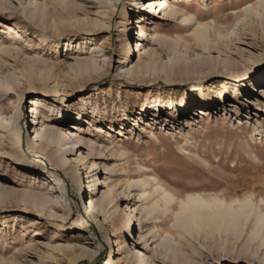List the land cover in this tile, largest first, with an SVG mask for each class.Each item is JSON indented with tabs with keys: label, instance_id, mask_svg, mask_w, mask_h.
Returning <instances> with one entry per match:
<instances>
[{
	"label": "rangeland",
	"instance_id": "374dc122",
	"mask_svg": "<svg viewBox=\"0 0 264 264\" xmlns=\"http://www.w3.org/2000/svg\"><path fill=\"white\" fill-rule=\"evenodd\" d=\"M135 1L113 8L106 0H9V10H0V118L11 122H0V264H107L111 251L112 264L142 256L147 264H264V246L250 239L252 220L240 239L223 241L211 227L174 224L178 201L129 187L150 173L180 198L252 196L264 209V17L244 18V8L260 0H179L202 24L227 27V36L202 46L191 26L155 15L146 20V52L126 58L136 48L138 17L152 16L148 0ZM142 59L149 68L136 70ZM200 82L209 84L195 91ZM205 93L214 103L200 115L196 102ZM36 100L62 107L70 118L63 129L74 125L85 140L65 154L67 163L57 146L31 144L34 126L62 118L40 107L37 124ZM19 120L14 149L10 130ZM93 175L99 183L90 191ZM38 193L52 199L44 208L27 196ZM91 196L111 206L88 210Z\"/></svg>",
	"mask_w": 264,
	"mask_h": 264
},
{
	"label": "bare ground",
	"instance_id": "6f19581e",
	"mask_svg": "<svg viewBox=\"0 0 264 264\" xmlns=\"http://www.w3.org/2000/svg\"><path fill=\"white\" fill-rule=\"evenodd\" d=\"M12 1L10 0V3ZM119 1L120 0H106V2L113 8H116V3H118ZM136 2H138V0H136L135 3ZM8 3L9 0H6L5 2H0V10L5 9L8 11L9 9L6 7V5H4ZM145 4H146L145 10H147L148 15L151 14L152 16H150V18L149 16L146 18L143 15L138 17V19L140 20L139 22L141 23L139 26V32L137 33L136 48L134 50V48L132 47L133 45L130 46L128 45L129 47L126 53L127 56L126 58H129L130 57L129 55H131V53L136 52L139 53L140 55H143L146 52V47H147V44H145L146 41L145 37L147 34V31L145 30V25L147 23L146 20L148 19V21L150 20L151 22H153V19H155V15L162 16L161 18L164 21H170L171 19L173 20V18H177L178 20H180L182 24L186 26L187 25L191 26L192 27L191 38L194 39L197 42V44L202 46H208L211 38L222 37L223 39L224 37L227 36L226 34V32L228 31L227 27L224 26L217 27V23L202 24V22L199 21V18L196 13L190 11L187 7L184 10L181 9L179 0H148ZM151 7L152 9L149 10V8ZM244 14H245L244 18H246V16H249L251 17V20H253V18L261 19V17H264V0H260L257 6L252 5L244 8ZM239 16H241V14H238V17ZM28 17L32 19V17L29 14ZM94 57L95 56H93L92 59H94ZM149 65L150 62L148 60L142 59V61L135 67V69L139 71H143L148 69ZM135 69L129 67L127 68V72L129 74L133 73L132 71ZM242 75H244V79L250 78L249 71L246 70V68L244 69ZM0 82H2V80H0ZM208 84L205 82H200L198 84H194L192 87L196 91L200 87L205 89L204 86ZM3 85L2 83H0V87H2ZM5 86H7V84ZM251 91H253V89ZM7 93H9V90H7ZM22 103L23 102L21 101V107H22ZM211 103H214V101L210 97V95H208V93L202 94V97H200L199 101L196 102V104L203 105L204 107L199 109L198 113H200V115L209 114L208 113L209 109H211L212 107ZM40 107L49 108L51 111H53L54 114L57 112L58 113L57 118L61 114L62 118L54 119V120L52 119L50 120V123L49 122L47 123V121L44 122L42 121V125L40 129H37L34 126L35 137L33 141H31V144L40 149L50 148L52 151L53 148L57 146L58 150H56L55 152H60V155L62 157L61 161L67 163L68 161L66 160L65 154L75 153L76 151H78L80 147H83L85 140H83L81 137L80 139H77L78 133H75V130H79V128L75 127L74 125L72 129H68V130L63 129L65 126L68 125L70 118L68 117V115H66V111L63 110L62 107H59V105L51 106L50 104L43 103V100L34 101L32 106V113L37 114L34 116L35 118L34 120L37 124L40 117H42V109H40ZM82 107L85 108L84 112L87 113L89 109H86L85 104ZM157 107L158 105L155 106V108ZM125 111L126 109H120V112L122 113L121 115L126 116L124 120L128 119L129 117V115L125 114ZM158 111H160V109ZM92 113H95L96 116L101 115L103 113V110L98 108L97 106H93ZM54 114H52L51 116H54ZM51 116H47V119L53 118ZM0 119H1L0 120L1 123L7 122L3 117H1ZM34 120L32 122H34ZM257 122L258 125L263 124L260 119H258ZM7 125L11 126V122H7ZM258 125L255 124L256 128ZM10 131L14 134V136L10 138V140L13 142L14 149H17L19 148V139L22 137V133H23L22 128L20 126V120L14 126H12ZM44 145L46 147H44ZM53 156H56L54 152H53ZM77 158L82 161L84 159V157L81 156V153ZM58 165H61V163L59 162ZM95 166H96V162L94 161L91 163L89 168H94ZM143 173L144 172H142V174ZM136 178L131 179L129 187H136L135 189L139 188L142 196H146L147 198L148 196H150L151 193L155 195L158 192L160 194V198L163 199L166 203L173 204L174 201L175 202L178 201V204H180L179 205L180 208L173 213L175 216L174 224H177L183 227L184 229H189L192 226H196L200 229L205 230L206 233L208 228L211 227L212 233L219 234V236H221V239H224L225 236V240L223 241H230L232 237L234 239H240L241 234L245 230L248 222L252 220L253 228L249 234L251 237L250 239L252 241L259 239L260 240L259 245L264 246V209H262L259 202H255L253 198H251L252 197L251 195H250L251 197L234 199L230 201H227L226 198L223 199L217 195H210V196L207 195L206 197L199 193H191L186 198H180L177 197L175 193H173L167 187L163 186L159 182L157 183V178L150 173L141 175L139 179ZM54 179L56 182L55 184L60 185L61 189L65 190L64 182L62 181V179L59 177H54ZM97 182L99 183V179L97 178V175H93L91 181L88 182V189L90 191L93 190L92 187L96 186ZM148 189H150L151 192H149ZM27 196H29L30 201L39 208H44L45 206H47V203L52 200L50 196L47 195L45 197L44 195H40L39 193L28 194ZM111 203L112 200H108L106 197L100 199H94V196H91L89 199V203L88 205L86 204V206L87 209L88 210L90 209L91 211L94 209H100L99 208L100 206L101 211H104L108 208V206H111L109 205ZM153 204H154L153 206L145 208V211L147 213L146 215H150L153 211H155V209L158 208L159 206L158 201H155ZM128 222L129 224L133 223L131 217L128 218ZM114 260H115V256L112 255V251H111L107 264L114 263ZM136 264H147L146 257L145 256L139 257V259L136 260Z\"/></svg>",
	"mask_w": 264,
	"mask_h": 264
}]
</instances>
